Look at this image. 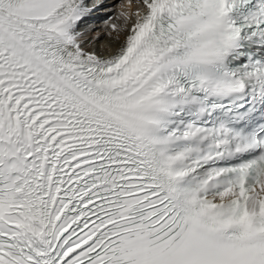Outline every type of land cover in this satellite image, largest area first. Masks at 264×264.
<instances>
[{"label": "snow or ice", "instance_id": "6c2138e0", "mask_svg": "<svg viewBox=\"0 0 264 264\" xmlns=\"http://www.w3.org/2000/svg\"><path fill=\"white\" fill-rule=\"evenodd\" d=\"M0 264H264V0H0Z\"/></svg>", "mask_w": 264, "mask_h": 264}, {"label": "bare ground", "instance_id": "6f19581e", "mask_svg": "<svg viewBox=\"0 0 264 264\" xmlns=\"http://www.w3.org/2000/svg\"><path fill=\"white\" fill-rule=\"evenodd\" d=\"M111 2L113 4L117 3V4H126L127 3V0H111ZM121 9H117V11H119Z\"/></svg>", "mask_w": 264, "mask_h": 264}, {"label": "rangeland", "instance_id": "374dc122", "mask_svg": "<svg viewBox=\"0 0 264 264\" xmlns=\"http://www.w3.org/2000/svg\"><path fill=\"white\" fill-rule=\"evenodd\" d=\"M115 10H117V8Z\"/></svg>", "mask_w": 264, "mask_h": 264}]
</instances>
